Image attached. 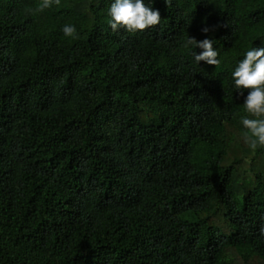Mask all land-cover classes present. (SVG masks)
<instances>
[{"label": "trees", "instance_id": "trees-1", "mask_svg": "<svg viewBox=\"0 0 264 264\" xmlns=\"http://www.w3.org/2000/svg\"><path fill=\"white\" fill-rule=\"evenodd\" d=\"M113 2L0 0V264H264V146L232 77L264 0H144L162 20L134 33Z\"/></svg>", "mask_w": 264, "mask_h": 264}, {"label": "clouds", "instance_id": "clouds-1", "mask_svg": "<svg viewBox=\"0 0 264 264\" xmlns=\"http://www.w3.org/2000/svg\"><path fill=\"white\" fill-rule=\"evenodd\" d=\"M61 0H40L35 10L29 9L33 14L43 12L53 5L59 6ZM168 7H171L172 0H165ZM112 18L110 26L113 31L124 27L129 32L144 31L149 27L157 26L161 23L162 17L159 10L145 4L144 0H114L109 10ZM67 37L77 38L78 33L74 25H65L62 29ZM210 29L204 27L202 32L208 33ZM199 47L203 51L194 54L195 61L199 64L204 61L217 68L220 65L218 59L220 53L214 48L212 39L198 41L195 37H188L184 47ZM234 85L240 94L244 90H249L244 101V108L249 116L241 118V123L247 130L244 133L245 143L256 150L258 146H264V48H252L247 51L244 58L232 73Z\"/></svg>", "mask_w": 264, "mask_h": 264}]
</instances>
